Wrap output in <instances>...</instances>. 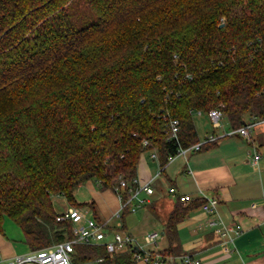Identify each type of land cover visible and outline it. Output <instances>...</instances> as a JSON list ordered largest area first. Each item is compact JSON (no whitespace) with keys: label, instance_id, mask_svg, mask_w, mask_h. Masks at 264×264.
<instances>
[{"label":"trees","instance_id":"trees-1","mask_svg":"<svg viewBox=\"0 0 264 264\" xmlns=\"http://www.w3.org/2000/svg\"><path fill=\"white\" fill-rule=\"evenodd\" d=\"M82 1L96 21L77 27L74 0H0V234L8 217L30 251L74 237L70 221L55 220L53 196L101 221L77 189L94 181L115 194L120 179L134 187L148 150L163 172L201 140L197 112L220 106L229 129L264 121V0ZM256 141L264 149V132ZM204 201L177 195L161 256L184 253L177 223ZM128 213L111 228L124 230ZM97 257L138 263L130 250L74 244V262Z\"/></svg>","mask_w":264,"mask_h":264},{"label":"crops","instance_id":"crops-1","mask_svg":"<svg viewBox=\"0 0 264 264\" xmlns=\"http://www.w3.org/2000/svg\"><path fill=\"white\" fill-rule=\"evenodd\" d=\"M210 133L212 129L200 138ZM258 135L250 130V141L239 135L225 136L211 148L179 153L168 161L163 172L158 159L152 157V150L142 152L136 179L140 185L150 183L153 193H141L148 201L124 217V230L138 240L146 231L158 230L157 243L147 247L159 252L168 245L162 232L165 220L161 215H168L177 195L189 196L185 204L215 197L219 217L225 223H239L242 231L231 239L221 236L207 225L210 215L198 205L177 223L182 252L199 258L201 264H264V149L256 141ZM255 155L259 157L254 161ZM169 187H174L176 193H169ZM115 211L104 217L100 211L101 215L97 216L101 221L112 222ZM17 255L22 254H15L13 246L0 234V260Z\"/></svg>","mask_w":264,"mask_h":264},{"label":"built area","instance_id":"built-area-1","mask_svg":"<svg viewBox=\"0 0 264 264\" xmlns=\"http://www.w3.org/2000/svg\"><path fill=\"white\" fill-rule=\"evenodd\" d=\"M196 114H201L197 112ZM207 115L209 117L211 126L216 129H221L217 133H210L205 135L199 142L193 144L187 148H180L179 153H186L188 151H198L203 144L217 140L221 137L239 135L250 141V130L252 125L256 122H247L243 126L236 129L224 130L225 122L223 121V111L220 106L214 107L208 110ZM169 137L177 138V131L179 128V122L177 119L170 120ZM144 141V145H146ZM152 157L157 158L155 151L152 153ZM258 155L254 156V161L258 159ZM172 157H169V160ZM136 184L134 187H128L127 182L124 179H120L119 185L115 188V195L118 201V208L116 209L113 219L116 221L111 223L110 220L97 221L86 208L68 206L63 211L57 212L55 215L56 221H70L71 230L74 235L71 239H64L52 245L29 251L22 255H17L13 259L1 261L0 264H98L102 262V257H97L93 260L83 263H76L72 260V253L74 251L75 243L84 244H103L106 250L110 253H123L126 251H132V258L136 262L144 264H170L175 261H179L181 264H201L199 258L192 257L191 255L184 253L181 255H166L161 256L157 251L151 250L147 246L155 245L160 237L158 230L146 231L142 235L143 243L133 236L131 233L118 228H111L113 224L116 227H120L121 212L127 208L130 213L135 212L139 207L147 203L148 198L142 196L144 192L146 195L153 193V187L150 183L140 185L137 179H133ZM127 190V197L124 199L122 190ZM169 193L175 194L174 187H169ZM179 199L186 201L189 199L187 195H179ZM218 200L215 197L206 198L201 204V209L208 213L210 218L207 220V225L213 228L221 236H227L232 238L238 235L242 229L239 223H225L217 213Z\"/></svg>","mask_w":264,"mask_h":264},{"label":"rangeland","instance_id":"rangeland-1","mask_svg":"<svg viewBox=\"0 0 264 264\" xmlns=\"http://www.w3.org/2000/svg\"><path fill=\"white\" fill-rule=\"evenodd\" d=\"M70 12H73V25L82 26L84 24L92 23L96 21V16L90 7L82 0H74L72 4V9ZM195 124L197 131L202 136V134L207 130L212 129L209 117L206 113L201 115H194ZM248 122H251L247 119ZM228 125L225 124L224 130H228ZM252 132L261 133L264 132V121L256 122L252 125ZM75 198L78 202H92L93 201V210L96 215H101L99 213L102 211L104 215L109 214L113 209L118 208V201L115 194L110 190H101L97 183L94 181H88L85 184L81 185L76 193ZM53 206L56 211H63L66 207L70 206L67 201L60 195L52 197ZM100 208V209H99ZM91 214V212H90ZM166 214L161 215L162 220H165ZM131 216L127 217L129 220ZM114 219L111 223H114ZM2 235V234H1ZM2 237L6 239L14 248L15 254H23L29 252V248L24 243L22 231L11 219L8 217L4 218L3 221V235ZM138 237H140L138 235ZM142 238V237H141ZM140 243H143V240H139Z\"/></svg>","mask_w":264,"mask_h":264},{"label":"water","instance_id":"water-1","mask_svg":"<svg viewBox=\"0 0 264 264\" xmlns=\"http://www.w3.org/2000/svg\"><path fill=\"white\" fill-rule=\"evenodd\" d=\"M220 26H222V23L220 24Z\"/></svg>","mask_w":264,"mask_h":264}]
</instances>
